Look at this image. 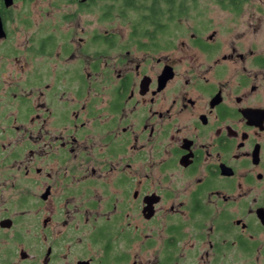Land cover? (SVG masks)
Returning <instances> with one entry per match:
<instances>
[{"label":"flooded vegetation","instance_id":"flooded-vegetation-1","mask_svg":"<svg viewBox=\"0 0 264 264\" xmlns=\"http://www.w3.org/2000/svg\"><path fill=\"white\" fill-rule=\"evenodd\" d=\"M44 1L0 0V264H264V11Z\"/></svg>","mask_w":264,"mask_h":264},{"label":"rangeland","instance_id":"rangeland-1","mask_svg":"<svg viewBox=\"0 0 264 264\" xmlns=\"http://www.w3.org/2000/svg\"><path fill=\"white\" fill-rule=\"evenodd\" d=\"M54 1H57V0H54ZM262 1H264V0H253V6H254L253 11H260V10H258V7H260L262 9V11H264V8L262 6L263 5ZM61 2L62 3L59 4V7L57 9H50V8H48V6H46V5H48V2H45L44 0H34V2L29 7V11L32 13L33 12L35 13V14L33 13V15L31 16L32 21H34L36 23L40 22L39 16H38L40 11L41 12L42 11H44V12H54L55 11V13L56 12L65 13V12H72L74 10L73 7L66 8L65 7L66 4H64L63 1H61ZM44 5L46 7H44ZM102 5H101V8H102ZM50 6H52V5L50 4ZM93 10H95V9H93ZM97 11H101V10L96 9V12ZM64 26H66V27L72 26V27L79 29V31H77L78 34L76 37H80L83 34H87L88 33L87 30L90 28L98 27V26L104 27L105 25L99 23V20H98V18H96V15H83L80 18L72 20L71 22L70 21H67V22L63 21L62 27H64ZM180 27L183 28L181 26V24H180ZM81 29H84V30L81 31ZM183 40H185L184 37H182L180 35L177 36V39H176L177 43H180Z\"/></svg>","mask_w":264,"mask_h":264},{"label":"trees","instance_id":"trees-1","mask_svg":"<svg viewBox=\"0 0 264 264\" xmlns=\"http://www.w3.org/2000/svg\"><path fill=\"white\" fill-rule=\"evenodd\" d=\"M135 4L137 5L138 3H136V1H133V0H127L125 5L126 6H129L132 8V10H136V7H135Z\"/></svg>","mask_w":264,"mask_h":264}]
</instances>
